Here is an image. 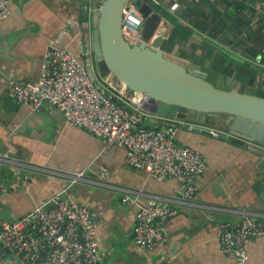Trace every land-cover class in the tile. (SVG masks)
Returning a JSON list of instances; mask_svg holds the SVG:
<instances>
[{
    "label": "crops",
    "instance_id": "obj_1",
    "mask_svg": "<svg viewBox=\"0 0 264 264\" xmlns=\"http://www.w3.org/2000/svg\"><path fill=\"white\" fill-rule=\"evenodd\" d=\"M191 2L208 13L210 5L230 12V24L240 13L238 3L247 4L241 13L252 21L257 36H262V46L257 44L256 56L244 54L212 37L209 31L189 24L192 34L166 52L183 62L201 65L217 87L244 92L236 72L224 75L212 71L220 52H230L258 68L256 90L260 91L264 85V13L260 0ZM254 6L256 9H251ZM11 8L12 15L0 30V227L2 222L18 220L64 192L98 213L103 264H235L223 253L217 234L221 224L241 223L248 217L264 226V170L251 150L264 146V127L223 114L194 113L179 121V142L202 153L207 165L205 173L194 181L198 187L194 201L187 203L177 180H158L128 168L124 147H107L102 138L68 123L55 106L46 105L36 112L31 105L18 104L9 97L11 81L39 79L46 50L57 37L75 54L80 55L85 46L93 53L92 26L85 28L81 0H11ZM237 33L231 29L227 34L232 37ZM248 43L253 44L254 37ZM88 57L96 69L93 56ZM148 120L150 127L161 124L156 116ZM233 139L244 145L235 144ZM102 168L109 171L108 179L99 178ZM82 171L85 178L74 182L72 175ZM126 195L139 204L157 199L179 211L163 224L169 236L164 245L150 250L134 242L138 208L123 204ZM247 250L246 264H264V235L249 242ZM10 264L20 263L12 260Z\"/></svg>",
    "mask_w": 264,
    "mask_h": 264
},
{
    "label": "built area",
    "instance_id": "obj_2",
    "mask_svg": "<svg viewBox=\"0 0 264 264\" xmlns=\"http://www.w3.org/2000/svg\"><path fill=\"white\" fill-rule=\"evenodd\" d=\"M151 1L167 7L172 14L180 8L178 0ZM259 8L264 13V0H260ZM11 15V0H0V30ZM123 15L126 40L131 45L146 42L142 33L146 17L136 0H129ZM166 33L167 24L162 22L147 45L157 47L158 40L167 39ZM88 52L93 56L86 46L80 55L75 54L57 37L46 50L39 79L11 81L9 97L18 104L31 105L36 112L46 105L55 106L68 123L102 138L107 147H124L128 168L144 171L158 180H177L182 185L183 199L192 204L198 192L194 181L207 169L202 153L180 144L172 119L148 127L151 100L123 83L102 78L91 67ZM212 133L220 135L217 131ZM85 175V171L75 173L73 181L82 180ZM99 178L108 179L109 171L102 168ZM122 201L138 208L133 229V240L138 246L153 250L169 240L163 224L179 214L177 209L157 199L139 204L130 195ZM99 229L100 217L91 206L64 192L57 193L24 217L2 222L0 264H10L12 260L20 264H103ZM263 235L264 226L248 217L241 223L221 224L217 238L226 256L235 264H246L247 244Z\"/></svg>",
    "mask_w": 264,
    "mask_h": 264
},
{
    "label": "water",
    "instance_id": "obj_3",
    "mask_svg": "<svg viewBox=\"0 0 264 264\" xmlns=\"http://www.w3.org/2000/svg\"><path fill=\"white\" fill-rule=\"evenodd\" d=\"M81 1L85 28L92 26L90 41L95 66L111 82L126 84L129 89L148 96L152 106L147 110L176 121H186L194 113L223 114L264 127L263 96L245 93L238 88H219L208 79V72L201 65L183 62L167 53L161 40L157 41L155 48L147 45L162 22L167 24V37L174 32L175 26L160 12L142 11L146 17L142 28L146 42L131 45L123 33V14L129 0ZM142 3L143 0H136L138 6ZM234 58L239 59L236 55ZM239 139L252 141L246 137ZM251 150L259 157V167L264 170V146Z\"/></svg>",
    "mask_w": 264,
    "mask_h": 264
},
{
    "label": "trees",
    "instance_id": "obj_4",
    "mask_svg": "<svg viewBox=\"0 0 264 264\" xmlns=\"http://www.w3.org/2000/svg\"><path fill=\"white\" fill-rule=\"evenodd\" d=\"M180 2V8L177 13H170L167 7L162 5H157L151 0H143L140 10L143 12H150L156 10L170 21L174 26V32L171 36L167 37L166 41L163 43V49L167 52L172 51L175 47L176 42L188 38L191 34V25L209 31L210 35L214 38H218L222 43L232 45L237 48L242 53H247L252 56H256L259 48L257 44L262 46V36H257L256 31L253 29L252 21L242 14L241 11L247 8V4L238 3L239 15H237L234 23H231L230 12H220L214 6L210 5V12L208 13L204 8L198 7L191 0H178ZM208 1V0H207ZM166 2V0H163ZM249 6V5H248ZM237 8V7H236ZM256 9V6L251 7V9ZM188 22V24H187ZM236 29L237 34L232 37L229 36L230 30ZM254 43L249 44L248 40ZM228 42V43H227ZM207 45V41L205 42ZM226 51L220 52L217 59L213 62L212 71L215 73H222L224 75H231L235 72L237 73L238 79L244 83V87L256 88L260 75V71L254 65L249 62H244L242 59H229L226 57ZM210 80V79H209ZM261 90L257 91L258 95L264 97V85H261ZM233 142L237 145L243 146V142L238 139H233Z\"/></svg>",
    "mask_w": 264,
    "mask_h": 264
},
{
    "label": "bare ground",
    "instance_id": "obj_5",
    "mask_svg": "<svg viewBox=\"0 0 264 264\" xmlns=\"http://www.w3.org/2000/svg\"><path fill=\"white\" fill-rule=\"evenodd\" d=\"M137 6H138V5H137ZM138 7H139V6H138ZM139 9H140V8H139ZM140 11H141V10H140ZM141 12H142V11H141ZM163 17H164V16H163ZM93 63H94V62H93ZM94 66H95V64H94ZM96 69H97V67H96ZM97 71H98L99 75L101 76V74H100V72H99L98 69H97ZM101 77H102V78H108V76H104V77L101 76ZM108 79H109V78H108ZM125 85H126V84H125ZM139 93H140V95H142V96H146L144 93H141V92H139ZM146 97H148V96H146ZM148 102H149V105L152 106V105H151L152 102H150L149 100H148ZM150 116H156V117L160 118V119H161V122H162V120H164V119H172V118L159 117L158 115H156V114H154V113H152V112H151V114L148 116V119L150 118ZM148 119H147V120H148ZM147 120H146V121H147ZM172 120H174V125L177 124V123L179 122V121H176L175 119H172ZM146 125L148 126V124H146ZM159 125H160V124H159ZM175 126H176V125H175ZM148 127H150V126H148ZM176 127H177V129H178V126H176ZM180 144H181V143H180Z\"/></svg>",
    "mask_w": 264,
    "mask_h": 264
},
{
    "label": "rangeland",
    "instance_id": "obj_6",
    "mask_svg": "<svg viewBox=\"0 0 264 264\" xmlns=\"http://www.w3.org/2000/svg\"><path fill=\"white\" fill-rule=\"evenodd\" d=\"M166 19V18H165ZM163 46V45H162ZM227 53H230V52H227ZM226 57L229 58V59H234V54L230 53V54H226ZM246 88H242V90L245 92H255V94L257 93L258 94V90H256V88H249L248 86H245ZM256 90V91H254Z\"/></svg>",
    "mask_w": 264,
    "mask_h": 264
}]
</instances>
